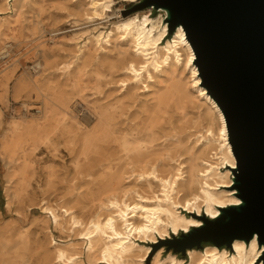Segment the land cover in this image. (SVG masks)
Instances as JSON below:
<instances>
[{
    "label": "bare ground",
    "instance_id": "6f19581e",
    "mask_svg": "<svg viewBox=\"0 0 264 264\" xmlns=\"http://www.w3.org/2000/svg\"><path fill=\"white\" fill-rule=\"evenodd\" d=\"M0 2L9 6L10 0ZM16 2L7 24L19 22L26 10L34 39H39L50 2L71 17L74 27L117 16L108 33L84 30L68 39L75 45L87 39L74 71H68L70 64L58 65L83 101L88 92L93 97L86 102L93 118L81 119L61 93L43 94L42 114L27 124L15 122L1 141L9 171L6 208L31 199L29 188L44 179L47 191L39 204L47 223L52 218L55 228L82 241L64 245L50 236L47 252L53 261L79 264L86 253L89 264H144L150 247L137 239L154 244L157 235L169 239L170 229L174 235H195L204 219L215 220L222 208L241 204L232 185L236 158L225 116L197 76L196 55L182 26L169 39V25L161 27L150 16L151 8L143 15L128 14L117 0ZM4 37L0 30V40ZM202 121L208 122L204 132ZM64 153L74 172L70 180L61 178L55 165L41 167L56 164ZM64 182L71 191L59 198L56 185ZM79 182L86 190L76 194ZM84 200L92 204L87 221L78 215L84 209L72 205ZM26 250L23 236L14 247L0 239V264H29ZM162 255L163 249L153 264H184ZM187 257L188 264H264V245L255 236L250 243L235 240L223 249L211 244L188 250Z\"/></svg>",
    "mask_w": 264,
    "mask_h": 264
},
{
    "label": "rangeland",
    "instance_id": "374dc122",
    "mask_svg": "<svg viewBox=\"0 0 264 264\" xmlns=\"http://www.w3.org/2000/svg\"><path fill=\"white\" fill-rule=\"evenodd\" d=\"M143 2L144 0H137L136 2L117 0V5L123 6L124 12H128V14L138 12L140 15H143L149 11L148 8L141 7ZM16 6V0H10L9 6H5L0 2V30L5 34L4 39L0 40V50L6 46V53L0 56V121L2 123L0 127V239L10 242V247H14V245H17L19 242L20 237L23 236L28 243V250L25 251V254L28 256L29 264H61L53 261L51 256L49 257V253L47 252V249H51L49 245V237L51 236L57 242L64 245L71 244L72 242L81 243L82 241H79L71 233L63 232L62 230L55 228L52 218L50 220L48 219L47 223L48 215L42 213L39 204L40 200L43 198L42 193L47 191V188L44 186V179L40 183L35 181L29 188L31 199H25L21 204H13L10 211L6 208V177L9 171L4 160L1 141L9 131L10 126L15 122L27 124L34 121L36 117H39L42 114V108H44L45 101L43 94L55 95L61 93L70 101L73 110L81 119H89L92 117L89 116V105H87L86 102L89 103L92 101L93 97L90 96V93L88 92L86 93V102L83 101L82 98L78 96V89H75L72 83L68 81V78L64 76L63 72L58 70V65L60 68L64 64H70V69L68 71H74L78 63V57L81 54V50L79 49H83L82 47L87 39L85 36L84 39H81L78 45L71 44L68 39H70L75 33L84 30H91L92 34H98L99 31L108 33L113 27L111 22H114L117 16H113L108 20L94 21L80 27H74L71 22H68L71 17H68L63 12L57 11L53 8L55 3L50 2V4L44 8L42 14V22L39 25V39H34L29 26L31 15L26 12V10L21 14L19 22L10 25L7 24V22L15 16ZM57 13H61L62 15H57ZM149 13L155 20L160 21L161 27L164 26L165 23L168 25L166 21L167 13L165 10H155L151 8ZM84 22L85 21L81 23ZM94 28L97 29L94 30ZM56 29L60 30L53 32ZM168 37L171 39L173 34ZM52 38L55 40H52ZM167 41L168 39L165 40L164 43ZM194 52L196 55L195 50ZM38 63L43 65L42 69L45 71L43 70L42 72V69L40 70L37 67ZM197 70V76H200L201 83H204L207 88L204 80V71L199 64H197ZM186 75L189 76L190 74ZM37 85H39L41 91H39ZM207 92L209 93L208 88ZM115 95L116 94H114V96ZM142 99H145V96H142ZM199 124L200 130L203 132L206 131L208 128V122L202 121ZM232 150H234L233 145ZM63 164H65V166H63ZM52 165H55L61 178L66 177L70 180L74 176L72 164L67 153L60 155L56 164L48 162L42 164L41 167L46 169ZM222 170L226 171L225 169ZM232 173V185H234L237 173L233 170ZM79 185H82V188L75 192L76 194L79 192L82 193L86 190V186L80 182L77 186ZM68 186L69 184H66L65 182L57 184V191L55 194L59 195V198L66 195L71 191ZM55 194L50 198V202L53 205L58 203ZM72 205L76 206L78 209H84V212L78 211V215L85 221L88 220L90 213L93 212L91 210L92 204L88 200L82 201L79 205L76 203ZM179 211L185 215L187 213V211L183 212L184 209L181 208ZM202 213H206V207L202 208ZM169 233V239H161L160 236L157 235L159 238L154 244L149 240L142 241L137 239L138 244L150 247V253L146 256L144 264H153L157 253L161 249H163V259L168 258L170 255H174L175 257L184 260V264H188V250L185 254L179 251L182 244L187 243V241L190 243L192 241L194 242L202 236H213L211 231L206 232V235L204 233H199L189 239L184 237L188 236L190 231L186 233L180 231L178 235H174L173 230L170 229ZM179 241L182 242L179 243ZM209 245L211 244L203 243L202 248ZM16 247L20 246L18 245ZM223 247L224 246L221 248L223 249ZM225 248L227 247L225 246ZM79 264H89L86 253L82 255L81 263Z\"/></svg>",
    "mask_w": 264,
    "mask_h": 264
},
{
    "label": "water",
    "instance_id": "95a60500",
    "mask_svg": "<svg viewBox=\"0 0 264 264\" xmlns=\"http://www.w3.org/2000/svg\"><path fill=\"white\" fill-rule=\"evenodd\" d=\"M141 7L166 11L169 36L184 28L209 93L226 117L237 158L234 188L241 204L204 220L197 230L213 236L187 241L179 251L203 243L231 247L255 236L264 245V0H144Z\"/></svg>",
    "mask_w": 264,
    "mask_h": 264
}]
</instances>
